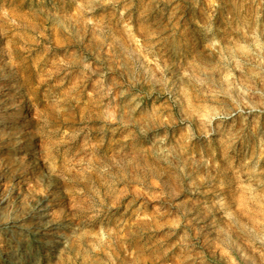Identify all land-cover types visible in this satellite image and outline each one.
Masks as SVG:
<instances>
[{"label": "rangeland", "instance_id": "obj_1", "mask_svg": "<svg viewBox=\"0 0 264 264\" xmlns=\"http://www.w3.org/2000/svg\"><path fill=\"white\" fill-rule=\"evenodd\" d=\"M2 117L0 264H264V0H0Z\"/></svg>", "mask_w": 264, "mask_h": 264}, {"label": "bare ground", "instance_id": "obj_2", "mask_svg": "<svg viewBox=\"0 0 264 264\" xmlns=\"http://www.w3.org/2000/svg\"><path fill=\"white\" fill-rule=\"evenodd\" d=\"M24 109H26V105L21 104L19 111H17L16 115L12 119V122L10 123V126H8V127L17 126V125L21 124L22 119L26 116L24 114ZM4 124H5V121H4V118L2 117V118H0V125H4ZM47 211H48L47 206L42 208L41 209L42 216H46ZM33 234L35 235L34 238L36 237L37 239H40L41 236L43 235L41 227H36V229L33 231ZM13 235L14 236H21L22 233H20L18 231H13ZM48 235L54 239L52 242V246H55V245L61 243V241L56 239V238L62 237L63 234H62L61 230H59V229L53 230V231L49 232ZM1 252L4 254V257H5L4 259H5V261H7L8 264H29V261L31 259L30 256L28 258L24 259L23 257L20 256V254L17 251H14L12 249L3 250Z\"/></svg>", "mask_w": 264, "mask_h": 264}]
</instances>
